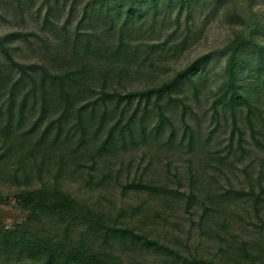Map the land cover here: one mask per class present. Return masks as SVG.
Here are the masks:
<instances>
[{"label":"trees","instance_id":"1","mask_svg":"<svg viewBox=\"0 0 264 264\" xmlns=\"http://www.w3.org/2000/svg\"><path fill=\"white\" fill-rule=\"evenodd\" d=\"M246 2L247 22L236 0H43L39 33L0 36V181L16 187L12 198L27 213L12 227L0 225V264H264V238L231 233L234 209L245 203L264 228L261 168L256 177L242 168L247 191L222 188L199 200L192 189L179 194L142 178L122 183L109 166L142 149L205 151L200 126L188 122L190 101L201 96L215 123L208 138L221 122L229 128L226 155L207 154L215 174L230 172L252 149L264 153V0L262 9ZM197 16L202 24L221 19L229 36L174 70L192 45ZM15 42L33 46L37 62L17 61ZM66 177L89 194L113 185L161 204L185 196L186 210L198 206L200 225H216L218 255H184L152 239L131 224L134 209L108 212L66 190Z\"/></svg>","mask_w":264,"mask_h":264},{"label":"rangeland","instance_id":"2","mask_svg":"<svg viewBox=\"0 0 264 264\" xmlns=\"http://www.w3.org/2000/svg\"><path fill=\"white\" fill-rule=\"evenodd\" d=\"M259 3L255 8H263ZM246 0H236V10L245 21L249 19L246 8ZM43 0H0V36L21 32L39 33V27L44 13ZM264 13V11H261ZM243 14L245 16H243ZM195 36L192 45L183 54L172 69L179 70L193 61L195 58L212 52L222 46L229 36L226 25L217 19L211 18L207 23L201 22L202 17H196ZM32 40V38H30ZM264 41V39H263ZM16 48L15 59L22 63H35L38 58L33 57L31 48L25 43L15 42L11 45ZM0 59L1 55H0ZM217 64V63H216ZM220 65H216L217 67ZM218 71V70H217ZM142 83H136L133 88H140ZM190 103L194 106L195 115L188 119L190 125H199L201 129L200 142L204 145L208 140L209 145L200 149V154H194L185 146L180 149L166 151V149H153L144 155V150L135 151L122 156L111 162L113 172H119L120 181L128 183L139 178L151 180L158 184H165L170 190H176L179 194H187L190 189L198 195L199 200H203L206 194L223 190L222 188H233L236 190H248L246 178L242 172L245 165L254 168V177L258 170L264 171V153L252 149V154L245 157L236 164L231 171L215 174L210 167L208 153L214 150H221V155L227 153V138L229 135L228 126L221 125L217 128L209 139L208 134L214 128L215 123L210 120L208 103L204 97H200L195 103L192 99ZM174 126L180 138L182 125L180 118L174 119ZM252 164V165H250ZM83 174L88 171L86 166L80 169ZM75 178H63L66 190L81 198H90L92 202L100 204L106 211L114 213L118 209H125L129 215L134 209L132 225L138 231H145L152 239L179 250L184 255L197 254L203 257H214L218 255L217 238L213 231H217L216 225L203 226L199 224L200 211L198 206L193 205L191 209L185 207V196H179L180 200L161 204L146 194L133 193L127 191L120 193L117 186H111L104 193L89 194L80 182L73 181ZM14 185L2 183L0 181V225L12 227L15 223L23 221L27 213L21 210L12 198ZM211 196V195H210ZM231 220V233L240 240H253L264 238V228H261V221L256 217L250 208L249 203L240 204L234 209ZM119 220H124L120 218ZM126 220H129L128 218ZM213 230V231H212ZM137 259L138 257H133ZM144 259L151 260L154 257L147 254Z\"/></svg>","mask_w":264,"mask_h":264}]
</instances>
